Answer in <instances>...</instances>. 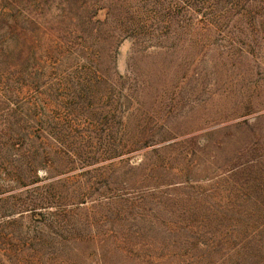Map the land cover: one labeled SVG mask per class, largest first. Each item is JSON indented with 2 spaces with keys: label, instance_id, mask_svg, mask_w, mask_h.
I'll list each match as a JSON object with an SVG mask.
<instances>
[{
  "label": "rangeland",
  "instance_id": "1",
  "mask_svg": "<svg viewBox=\"0 0 264 264\" xmlns=\"http://www.w3.org/2000/svg\"><path fill=\"white\" fill-rule=\"evenodd\" d=\"M0 264H264V0H0Z\"/></svg>",
  "mask_w": 264,
  "mask_h": 264
}]
</instances>
